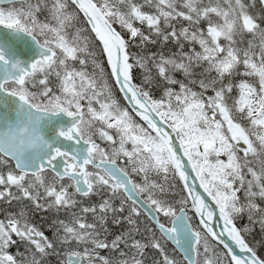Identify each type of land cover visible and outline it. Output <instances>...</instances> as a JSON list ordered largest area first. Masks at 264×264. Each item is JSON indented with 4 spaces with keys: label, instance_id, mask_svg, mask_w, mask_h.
Returning a JSON list of instances; mask_svg holds the SVG:
<instances>
[{
    "label": "snow or ice",
    "instance_id": "6c2138e0",
    "mask_svg": "<svg viewBox=\"0 0 264 264\" xmlns=\"http://www.w3.org/2000/svg\"><path fill=\"white\" fill-rule=\"evenodd\" d=\"M0 264H264V0H0Z\"/></svg>",
    "mask_w": 264,
    "mask_h": 264
}]
</instances>
